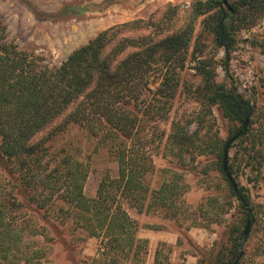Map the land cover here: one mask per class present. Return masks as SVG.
Instances as JSON below:
<instances>
[{"label":"trees","instance_id":"trees-1","mask_svg":"<svg viewBox=\"0 0 264 264\" xmlns=\"http://www.w3.org/2000/svg\"><path fill=\"white\" fill-rule=\"evenodd\" d=\"M211 8H216L215 18L206 25L214 33V46L224 50L223 65L227 69L235 33L264 17V0L199 1L189 10L187 22L181 24L176 22L181 16L175 17L180 15L179 7L167 4L159 17L152 14L99 31L53 67L41 64L37 56L20 50L9 40L0 17L1 164L11 165V173L16 174L20 186L28 190L29 201L38 209H44L54 195L63 200L68 206L66 215H71L89 235L101 238L98 252L102 254L122 251L127 257L131 255L130 259H138L141 250L146 253L147 240L137 237V222L124 201L139 213L156 204L170 216L176 214V182L168 179L151 190L145 178L154 169L152 144L165 137L159 122L168 118L180 86V71L189 62L193 44L190 59L196 60L202 78L195 90L202 97V109L192 122L203 126L212 107L218 106L238 126L224 141L214 132L196 139L200 140L196 144L194 134L198 137V131L188 130L191 120L179 118L170 122L167 141L180 154L196 150L198 154H210L214 169L228 184L226 197L236 200L242 211L229 227L228 243L210 251V264H233L240 251L238 264L247 261L249 255H264L260 247H251L249 253L246 246L257 226L259 209L247 188L236 181L232 162L236 153H231L235 142L228 151L227 168L236 190L222 170L223 147L242 130L246 117L248 127L238 140L248 141L243 148L247 164L261 170L264 129L251 128L252 106L248 99L215 81L214 69H209L211 62L196 55L201 52V33L194 35V21ZM69 126L86 131L95 146L117 163V176H103L91 198L83 192L88 166L66 149L51 153L47 146ZM14 184L17 186L16 181ZM4 190L0 180V257L7 260L11 239L19 234L18 228H25L13 217L24 203ZM247 221L250 229L245 246H241Z\"/></svg>","mask_w":264,"mask_h":264},{"label":"rangeland","instance_id":"rangeland-1","mask_svg":"<svg viewBox=\"0 0 264 264\" xmlns=\"http://www.w3.org/2000/svg\"><path fill=\"white\" fill-rule=\"evenodd\" d=\"M102 1L0 0V17L6 24L9 40L20 50L37 56L41 64L53 67L58 66L72 50L113 24L147 18L152 14L159 17L167 4L179 7L180 15L175 17L181 16V20H176L177 24H181L187 22L188 12L197 2H212L118 0L119 4L101 11H84L86 7L94 10ZM215 11L216 8H211L194 21V35L201 33V52L196 55L211 62L209 69H214L215 81L248 99L252 106L251 128L263 130L264 17L235 33L236 43L225 69L224 50L214 46V33L206 25H210L215 18ZM192 49L193 44L188 53L189 62L180 71V86L168 118L159 122L158 126L165 132V137L152 144L154 169L145 178L151 190L158 189L168 179L176 182V214L170 216L156 204L139 213L124 201V207L137 222V237L147 240L146 253L141 250L138 259H130L131 255L127 257L122 251L108 254L98 252L101 238L89 235L75 224L73 217L66 215L68 206L63 200L54 195L46 202L44 209H38L29 201L28 190L20 186L14 177L16 174L11 173V165L1 164L0 157V180L4 191L11 192L24 203L23 209L15 211L13 217L16 224L25 227L18 228L19 234L11 239L8 258L0 257V264H210V251H216L228 243L229 227L242 215V211L236 200L226 197L228 184L222 174L214 169V158L207 153L198 154V150L196 153L180 154L168 143L166 135L170 122L181 118L182 121L191 120L188 125L190 132L198 131V137L194 134L195 141L206 138V133L214 132L224 141L238 123L225 116L218 106L212 107L211 115L206 117L203 126L192 122L194 115L202 109L199 104L202 97L195 93L202 78L195 67L196 60L190 59ZM238 139L231 148V153H236V158L232 159L236 181L247 188L259 209L257 226L246 246L249 253L253 246L264 251V164L259 171L252 169V165L245 160L243 150L248 141ZM199 142L196 141V144ZM47 146L51 153L66 149L88 166L83 187L87 197L95 196L103 176H117V163L104 149L97 148L89 134L77 126H69L58 133ZM148 201H145V208ZM163 232L166 238L153 244L152 240ZM245 244L246 237L241 241V246ZM249 257L242 264L264 263V255Z\"/></svg>","mask_w":264,"mask_h":264},{"label":"water","instance_id":"water-1","mask_svg":"<svg viewBox=\"0 0 264 264\" xmlns=\"http://www.w3.org/2000/svg\"><path fill=\"white\" fill-rule=\"evenodd\" d=\"M143 1H145V0H141V2H143ZM114 4H119L118 0H103L99 6H97L96 8H93L94 10H89L90 8L86 7V8H84V11H86V12L87 11H101L103 9H107L108 7H110L111 5H114ZM247 125H248V117H246L243 120L242 130L239 131L238 133L234 134L232 137H230L223 147L222 170L224 171L226 178L228 179L229 183L232 185L234 190L237 189V185H236L235 180L233 179V177L231 176V174L229 173L228 168H227L228 150H229L231 144L237 138H239L241 136L242 132L246 131ZM250 224H251L250 221H247V223L243 229L244 237H246L248 232H249ZM241 255H242V251L239 252V255H238L236 261L234 262V264H237Z\"/></svg>","mask_w":264,"mask_h":264},{"label":"crops","instance_id":"crops-1","mask_svg":"<svg viewBox=\"0 0 264 264\" xmlns=\"http://www.w3.org/2000/svg\"><path fill=\"white\" fill-rule=\"evenodd\" d=\"M158 232H161L160 230ZM149 238V237H148ZM166 238L165 236V233L163 232L161 235H157V238L156 239H153L152 240V243L154 244H157L158 240H164ZM150 241V239H149Z\"/></svg>","mask_w":264,"mask_h":264}]
</instances>
